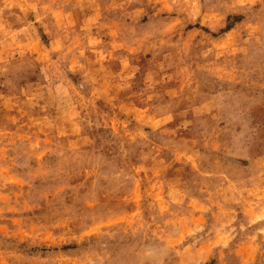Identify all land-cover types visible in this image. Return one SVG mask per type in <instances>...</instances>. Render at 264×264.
<instances>
[{
  "label": "rangeland",
  "instance_id": "1",
  "mask_svg": "<svg viewBox=\"0 0 264 264\" xmlns=\"http://www.w3.org/2000/svg\"><path fill=\"white\" fill-rule=\"evenodd\" d=\"M0 264H264V0H0Z\"/></svg>",
  "mask_w": 264,
  "mask_h": 264
}]
</instances>
